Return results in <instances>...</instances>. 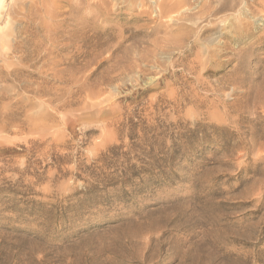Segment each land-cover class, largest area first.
<instances>
[{
    "label": "rangeland",
    "instance_id": "rangeland-1",
    "mask_svg": "<svg viewBox=\"0 0 264 264\" xmlns=\"http://www.w3.org/2000/svg\"><path fill=\"white\" fill-rule=\"evenodd\" d=\"M184 1L2 0L0 264H264V0Z\"/></svg>",
    "mask_w": 264,
    "mask_h": 264
},
{
    "label": "bare ground",
    "instance_id": "bare-ground-1",
    "mask_svg": "<svg viewBox=\"0 0 264 264\" xmlns=\"http://www.w3.org/2000/svg\"><path fill=\"white\" fill-rule=\"evenodd\" d=\"M161 1V0H160ZM1 2H2V0H0V6H1ZM253 2H255V1H253ZM258 2V1H257ZM184 4H182L181 6H180V8H183V7H188L189 8V6H191L192 5V1L190 0L189 2H183ZM215 4V5H214ZM200 5H202V3L200 4ZM203 5H204V2H203ZM205 5H207V7L206 8H204L203 6H202V8H201V6H199L200 8H197L198 9V17L199 18H197V19H205L206 17H211V16H213L214 14H217V13H219V12H223V11H225V10H233L234 9V5L231 3V2H229V4L227 3V5L225 4V3H218V2H215V1H212V0H208V1H205ZM198 6V5H197ZM157 8H158V13L160 14V15H165V13L164 12H166V9H165V7L164 6H162L160 3L157 5ZM187 8V9H188ZM195 9H196V7H195ZM194 9V10H195ZM214 10V11H213ZM213 11V12H212ZM179 13V12H178ZM167 14V13H166ZM180 16L181 17H184V18H193V14L192 13H190V10H185L184 9V11H182V12H180ZM199 20V21H200ZM207 53V52H206ZM203 59H204V57H203ZM192 68V67H191Z\"/></svg>",
    "mask_w": 264,
    "mask_h": 264
}]
</instances>
